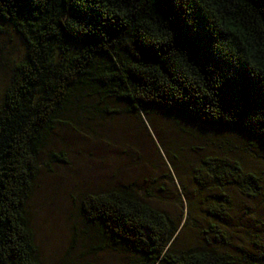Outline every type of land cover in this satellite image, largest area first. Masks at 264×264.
Returning <instances> with one entry per match:
<instances>
[{
  "label": "trees",
  "instance_id": "16d2710c",
  "mask_svg": "<svg viewBox=\"0 0 264 264\" xmlns=\"http://www.w3.org/2000/svg\"><path fill=\"white\" fill-rule=\"evenodd\" d=\"M0 21L25 50L0 105V264H40L25 210L39 153L85 99L176 114L264 145V0H0ZM202 166L221 197L228 185L261 193L235 162ZM78 214L107 249L135 255L130 264H264V251L248 259L175 250L188 218L180 227L130 188L87 195Z\"/></svg>",
  "mask_w": 264,
  "mask_h": 264
},
{
  "label": "rangeland",
  "instance_id": "374dc122",
  "mask_svg": "<svg viewBox=\"0 0 264 264\" xmlns=\"http://www.w3.org/2000/svg\"><path fill=\"white\" fill-rule=\"evenodd\" d=\"M24 54L20 37L0 21V105ZM82 104L52 126L39 153L25 210L40 264L133 263L135 255L107 249L78 214L87 195L118 188L137 192L180 227L188 218L177 251L213 247L248 259L264 251V145L176 114L128 112L112 99ZM214 157L257 176L260 195L228 185L221 197L202 166Z\"/></svg>",
  "mask_w": 264,
  "mask_h": 264
}]
</instances>
